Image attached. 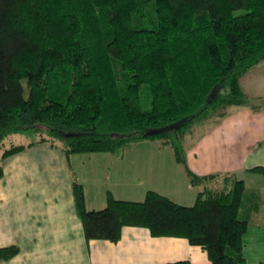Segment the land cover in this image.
<instances>
[{
    "label": "trees",
    "instance_id": "1",
    "mask_svg": "<svg viewBox=\"0 0 264 264\" xmlns=\"http://www.w3.org/2000/svg\"><path fill=\"white\" fill-rule=\"evenodd\" d=\"M262 62L264 0H0V146L12 135L35 137L3 148L0 178L5 158L42 141H60L68 157L110 152L112 160L157 141L185 166L196 202L153 190L142 201L108 192L103 209L88 210L75 179L86 239L116 242L123 227L140 226L186 238L212 264H240L264 202L235 172H194L187 152L197 125L234 108L258 110L263 99L246 94L240 79ZM247 171L264 176L262 165ZM18 252L0 247V259Z\"/></svg>",
    "mask_w": 264,
    "mask_h": 264
},
{
    "label": "crops",
    "instance_id": "2",
    "mask_svg": "<svg viewBox=\"0 0 264 264\" xmlns=\"http://www.w3.org/2000/svg\"><path fill=\"white\" fill-rule=\"evenodd\" d=\"M240 85L250 97L262 98V105L258 110L234 108L221 121L204 126L192 139L188 165L200 175L235 172L264 202V176L247 171L264 166V62L242 76ZM2 164L0 247L16 245L19 252L0 264H212L206 251L186 238L153 236L146 227L125 226L116 242L85 237L74 200L75 179L82 184L88 210L103 209L108 192L116 199L142 201L153 190L181 205L196 202L198 189L185 166L157 141L130 145L116 160L110 152L68 157L63 146L42 141ZM250 243L259 245L250 250ZM244 256L240 264H264V206L244 235Z\"/></svg>",
    "mask_w": 264,
    "mask_h": 264
},
{
    "label": "rangeland",
    "instance_id": "3",
    "mask_svg": "<svg viewBox=\"0 0 264 264\" xmlns=\"http://www.w3.org/2000/svg\"><path fill=\"white\" fill-rule=\"evenodd\" d=\"M23 83H24V85H26V81H23ZM26 91H27V87H26ZM26 94H27V92H26ZM262 103L260 105H262ZM204 128H205L204 125H197L192 132V134H193L192 139L194 137H197L199 135V133L202 130H204ZM34 138H35L34 136L29 135V134H27V135L17 134V135L9 136L7 139L4 140V143L2 144V146H0V156H1V153H2L4 147H9L11 144L28 143V142L32 141ZM56 143H57L58 147L62 148V143L60 141H57ZM136 144H138V143H136ZM137 149H138V146H137ZM258 245H259V243H256L254 246H251V243H250L249 249L252 250L253 247L255 248Z\"/></svg>",
    "mask_w": 264,
    "mask_h": 264
}]
</instances>
